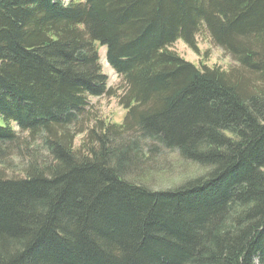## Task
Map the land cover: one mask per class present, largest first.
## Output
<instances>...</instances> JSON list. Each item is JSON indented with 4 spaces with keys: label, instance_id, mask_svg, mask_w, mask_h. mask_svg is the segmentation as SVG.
<instances>
[{
    "label": "trees",
    "instance_id": "16d2710c",
    "mask_svg": "<svg viewBox=\"0 0 264 264\" xmlns=\"http://www.w3.org/2000/svg\"><path fill=\"white\" fill-rule=\"evenodd\" d=\"M201 33L235 67L170 51ZM104 96L126 116L81 155L76 126ZM160 150L205 170L153 190ZM0 264H264V0H0Z\"/></svg>",
    "mask_w": 264,
    "mask_h": 264
},
{
    "label": "rangeland",
    "instance_id": "374dc122",
    "mask_svg": "<svg viewBox=\"0 0 264 264\" xmlns=\"http://www.w3.org/2000/svg\"><path fill=\"white\" fill-rule=\"evenodd\" d=\"M70 1L73 0H62L64 4H67ZM98 51L102 72L106 75L108 80L107 86L109 89L116 92L117 96H120L124 89L120 82V78L106 64L105 49L99 48ZM170 51L176 53L180 58L192 63L198 68H216L222 71H227L231 67H235L232 59L225 55L220 48L212 45L204 33H201L197 37L196 51H192L181 41L176 42L170 48ZM88 101V107L85 109L84 115L79 121V125L76 126V128L84 129L85 133L77 135L73 143L74 150L78 151L77 153L81 155H83V151L80 147L86 137V132L90 130V128H94L98 121L120 125L126 116L125 109L119 105L116 97L104 96L100 98H89ZM15 131L19 137V142L21 143L19 144L24 147L25 143L28 141L27 133H21L17 127H15ZM40 145L41 140L37 139L35 142L30 140V143L27 146L31 156L35 157L38 162L49 158L45 150L42 148V145ZM10 150L9 155L5 160L6 162H9L5 169V175L9 177L20 176L22 171L19 167V162H29L30 160L27 158L29 155L24 149L21 151V149L11 147ZM143 153L146 154L145 151ZM20 154L27 157L24 158L20 156ZM156 156V158H152L154 159L152 160L154 162L145 166L144 169L148 168L149 170L147 172L149 174L142 179L144 180L143 182L153 190H164L176 187L190 178L201 175L205 170L204 168H201V166L185 162L175 151L160 150Z\"/></svg>",
    "mask_w": 264,
    "mask_h": 264
}]
</instances>
